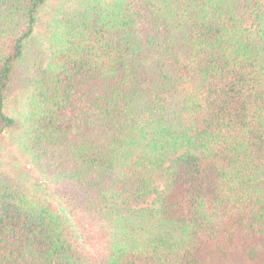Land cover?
<instances>
[{
    "label": "trees",
    "instance_id": "obj_1",
    "mask_svg": "<svg viewBox=\"0 0 264 264\" xmlns=\"http://www.w3.org/2000/svg\"><path fill=\"white\" fill-rule=\"evenodd\" d=\"M0 264H264V0H0Z\"/></svg>",
    "mask_w": 264,
    "mask_h": 264
}]
</instances>
